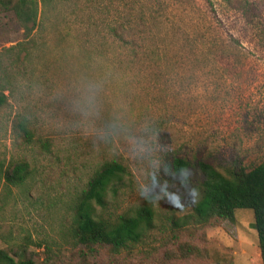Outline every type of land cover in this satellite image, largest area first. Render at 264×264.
<instances>
[{
  "label": "rangeland",
  "instance_id": "obj_1",
  "mask_svg": "<svg viewBox=\"0 0 264 264\" xmlns=\"http://www.w3.org/2000/svg\"><path fill=\"white\" fill-rule=\"evenodd\" d=\"M248 1L244 13L241 0H51L28 37L0 6V249L35 264H263L251 209L216 225L193 217L197 162L264 161V0ZM82 94L95 97L88 115L73 104ZM157 156L166 167L149 176ZM175 157L190 167L175 173ZM106 160L126 173L96 215L149 205L153 224L83 255L70 206ZM18 162L28 176L9 185L3 171ZM143 182L177 195L150 202ZM183 243L194 253L177 256Z\"/></svg>",
  "mask_w": 264,
  "mask_h": 264
},
{
  "label": "trees",
  "instance_id": "obj_2",
  "mask_svg": "<svg viewBox=\"0 0 264 264\" xmlns=\"http://www.w3.org/2000/svg\"><path fill=\"white\" fill-rule=\"evenodd\" d=\"M39 2L45 6L51 0H0V6L14 12L24 30V37H28L37 25ZM241 2V9L247 13L251 3L248 0ZM5 102L6 96L0 91V107ZM24 133L30 136L28 132ZM171 166L173 171L179 174L182 173L181 170L190 167V162L183 157H175ZM197 167L202 174V196L193 207V217L198 223L216 225L223 220L233 221L234 210L237 208L251 209L253 228L257 234L260 257L264 264V161L249 169L234 166L226 168L224 172L204 161L197 162ZM125 173L126 168L120 162L103 161L73 198L68 235L83 255L88 254L86 250L93 252L97 245H109L112 250H118L136 243L152 227L154 212L149 205L136 207L132 215H120L114 221L96 215V206H105L108 192L117 191V184ZM3 175L7 184L19 185L28 176L27 164L13 163L11 168L9 166L3 171ZM38 246H42V243H38ZM44 246L48 252L53 249L49 244ZM176 250L177 256L194 253L192 246L186 243L180 244ZM52 261L50 259V264ZM0 264L35 263L31 259L16 260L14 254L0 249Z\"/></svg>",
  "mask_w": 264,
  "mask_h": 264
},
{
  "label": "clouds",
  "instance_id": "obj_3",
  "mask_svg": "<svg viewBox=\"0 0 264 264\" xmlns=\"http://www.w3.org/2000/svg\"><path fill=\"white\" fill-rule=\"evenodd\" d=\"M94 103H95V97L92 94H89V95L82 94L80 97H78L76 100L73 101V104L76 110L81 111L82 114L84 115L89 114V109L94 105ZM162 167H166V165L164 164V159L161 156H157L155 158V165L151 169L149 176L159 173ZM181 171L183 172L184 170H181ZM138 191L142 197L150 200V202H156L158 198L167 199L169 196L177 195L176 193H170L166 187V184L161 185V189L159 193H153L151 189V185L148 184L147 182H143L141 186L138 188ZM179 199L180 197L177 196V201H179Z\"/></svg>",
  "mask_w": 264,
  "mask_h": 264
}]
</instances>
